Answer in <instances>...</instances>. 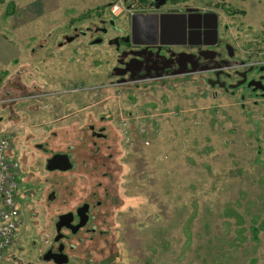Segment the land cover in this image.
Instances as JSON below:
<instances>
[{"label":"rangeland","instance_id":"1","mask_svg":"<svg viewBox=\"0 0 264 264\" xmlns=\"http://www.w3.org/2000/svg\"><path fill=\"white\" fill-rule=\"evenodd\" d=\"M150 1L0 0V133L16 129L15 159L16 146L31 148L37 181L28 182L32 197L19 198L35 215L22 211L0 264H48L39 255L53 235L52 216L63 210L59 200L45 199L49 181L75 189L66 192V209L99 181L118 200L102 224L107 232L78 245L70 264H264V94L250 89L264 70V0H189L218 15L219 37L234 49L237 70L110 88L117 48L107 40L127 32L130 4ZM101 20L107 35L94 30L60 45L65 36L102 27ZM91 35L104 43L92 44ZM70 88L59 100H27L34 90ZM36 105L45 110L34 116ZM111 110L98 152L91 133L80 129ZM124 130L128 141L119 135ZM35 143L71 150L76 168L49 175L43 165L50 154Z\"/></svg>","mask_w":264,"mask_h":264},{"label":"flooded vegetation","instance_id":"2","mask_svg":"<svg viewBox=\"0 0 264 264\" xmlns=\"http://www.w3.org/2000/svg\"><path fill=\"white\" fill-rule=\"evenodd\" d=\"M135 3H137L135 1ZM131 5V6H130ZM129 9L131 11L127 17L126 23L129 26L127 32L122 35L110 37L107 42L114 45L117 49L116 64L112 67L111 74L116 77V80L108 84V87L124 88L128 89L131 85H138L145 81L151 83H167L174 78H189L188 76H194L199 73H210L212 70L220 69L219 72L234 69L232 59L235 56V51L231 45L224 42L219 37V24L217 26V35L214 34V23L211 16L204 17L198 21L199 15H205L208 13H214L212 11L200 10L197 7L190 5L189 0H152L148 4H130ZM216 14V13H215ZM174 15V16H168ZM102 27L88 28L87 31H81V33H75V36H65V42H73L78 36H87L95 30L96 33L108 34L107 22L101 20ZM115 27L114 20L109 22ZM93 36V35H91ZM74 37V38H73ZM69 39V41H68ZM100 40L104 43V39L99 35L91 38V43L94 44L96 40ZM99 43V42H98ZM222 48V49H221ZM115 57V56H114ZM264 68V67H262ZM223 69V70H222ZM252 70V66H251ZM245 72L236 71V76L243 77L247 76ZM249 73V72H248ZM244 74V75H243ZM257 76L252 77L251 80L255 82L261 81L264 83V70L257 71ZM225 75L231 76V74L225 73ZM242 80V79H239ZM261 83H256L257 87L263 86ZM256 85L251 86V90L255 89L254 92H260L264 94V90L256 88ZM82 85H80L81 87ZM96 89L97 87H92ZM82 88L76 90L80 93ZM72 88L69 90L63 89L62 92L44 90H34L33 93L37 95H29L28 101L39 102L45 101L50 102L54 99L59 100L57 94L70 93ZM34 107V104L32 105ZM31 108L34 112L45 110L39 105ZM119 109V108H118ZM111 110L107 116H101L98 121L89 120L84 127L80 130L83 133H91V136L95 141L93 145L96 150H100L98 140H107L108 133L106 132V126L102 125L105 119H113L115 113ZM119 116V115H118ZM29 117L31 118L30 114ZM18 119V115L14 116ZM37 119H33L34 122ZM122 121V118H120ZM119 120V121H120ZM128 121V120H127ZM37 127L44 126L41 122H36ZM119 130V129H118ZM125 131V130H124ZM123 131V132H124ZM13 133V140L17 138L16 129ZM52 134H56V131H52ZM123 135L119 131V135ZM15 143L13 142V147ZM27 145L20 144L16 146V150L19 153V178L21 182L19 184V196L18 198L26 200L27 197H32L33 190L28 187V182L36 179L34 178L35 154L31 148L26 147ZM110 146V145H109ZM34 148L44 153L50 154L44 162V169L47 173L56 174L61 176L69 171L76 168V163L73 160V153L70 151H64L61 153H68L71 156V161L74 163V168L67 171L47 169V161L56 153L60 151H51L44 143H35ZM99 152V151H98ZM97 152V153H98ZM112 153L109 157H112ZM102 166L105 162L101 163ZM107 172H103V176L106 177ZM46 181V180H45ZM47 181H49L47 179ZM37 182V181H36ZM50 183L49 191L46 196V200L49 205L56 200L60 201L59 210L55 212V215L51 218V227L53 235L49 239V243L45 250L39 255V260L48 264H59L58 261L64 259L65 254L68 257V261L61 264H70L72 256L71 253L78 248V245L82 244L86 240H92L96 233L104 234L107 231L104 230L103 225L109 217V211L112 205H115L118 200L112 199V194L109 188V184L98 182L96 185L86 193L84 199L73 202L74 204L66 209L67 204L66 192L69 191L68 197L74 194L75 189H68L64 183L54 181ZM97 188V189H96ZM84 191V193L86 192ZM60 193L64 194V198L61 199ZM68 193V192H67ZM112 200V201H111ZM111 201V202H110ZM20 204V202H19ZM21 207V204H20ZM81 208H84L82 210ZM21 211L25 218L29 219L35 215L32 213L33 208L30 204H25L21 207ZM25 211V212H24ZM32 213V214H31ZM36 213V212H35ZM85 217H88L86 222ZM78 227V228H77ZM59 228V229H58ZM49 252L50 260L45 259V255ZM38 262V261H37Z\"/></svg>","mask_w":264,"mask_h":264},{"label":"built area","instance_id":"3","mask_svg":"<svg viewBox=\"0 0 264 264\" xmlns=\"http://www.w3.org/2000/svg\"><path fill=\"white\" fill-rule=\"evenodd\" d=\"M262 64V63H261ZM128 130L124 137L128 139ZM13 136L11 132L0 133V258L13 245L22 220L19 204V163L11 153Z\"/></svg>","mask_w":264,"mask_h":264},{"label":"water","instance_id":"4","mask_svg":"<svg viewBox=\"0 0 264 264\" xmlns=\"http://www.w3.org/2000/svg\"><path fill=\"white\" fill-rule=\"evenodd\" d=\"M168 16H174V15H168ZM203 16L204 17H207V16L212 17V21L214 23V34L217 35L218 15L215 13H208L205 15H199L198 21H201L200 19H202ZM68 41H69V39H68ZM99 41L100 40L98 39L97 42H99ZM256 83H261V81H259V82L252 81L250 83V86L256 85ZM256 88H260V89L264 90V85L260 86V87H257V85H256ZM74 166H75L74 163L71 161V156L68 153H56L52 157H50L47 161V169L50 171H53V170L67 171V170L73 169ZM81 209L84 210V208H81ZM87 218L88 217H85L84 221H82V224H83V222H86ZM59 255H63V257H64L63 260L58 261L59 264L65 263L68 261V257L65 254L60 253ZM45 259L46 260L51 259V257L49 256V252L45 255Z\"/></svg>","mask_w":264,"mask_h":264},{"label":"trees","instance_id":"5","mask_svg":"<svg viewBox=\"0 0 264 264\" xmlns=\"http://www.w3.org/2000/svg\"><path fill=\"white\" fill-rule=\"evenodd\" d=\"M225 4V3H224ZM231 12V11H230ZM243 11H241V10H233V13H242ZM260 67H264V66H260Z\"/></svg>","mask_w":264,"mask_h":264},{"label":"crops","instance_id":"6","mask_svg":"<svg viewBox=\"0 0 264 264\" xmlns=\"http://www.w3.org/2000/svg\"><path fill=\"white\" fill-rule=\"evenodd\" d=\"M14 149H15V146L13 147V150H12V153H11L12 156H14Z\"/></svg>","mask_w":264,"mask_h":264}]
</instances>
